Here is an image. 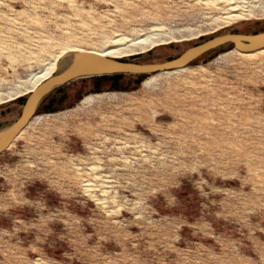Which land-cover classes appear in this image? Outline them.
<instances>
[{
  "label": "rangeland",
  "instance_id": "obj_1",
  "mask_svg": "<svg viewBox=\"0 0 264 264\" xmlns=\"http://www.w3.org/2000/svg\"><path fill=\"white\" fill-rule=\"evenodd\" d=\"M239 1L0 0V90L45 66L62 40L102 48L155 28L178 34L112 55L152 62L264 30V0ZM238 2L257 11L228 17ZM233 48L181 71L81 77L52 91L0 153V264H264V50L223 55ZM66 51L54 74L77 52ZM101 92L112 94L82 101ZM29 93L0 100V128ZM201 116L217 127L194 126ZM226 131L237 143L224 151L211 136L231 140Z\"/></svg>",
  "mask_w": 264,
  "mask_h": 264
},
{
  "label": "water",
  "instance_id": "obj_2",
  "mask_svg": "<svg viewBox=\"0 0 264 264\" xmlns=\"http://www.w3.org/2000/svg\"><path fill=\"white\" fill-rule=\"evenodd\" d=\"M231 44L240 51L251 52L264 48V30L257 32L230 31L196 43L179 55L163 60L143 62L106 55L94 50L77 51L70 63L33 89L22 108L20 116L0 128V153L8 148L36 115L45 98L58 87L81 77L133 73L150 74L180 69L190 65L207 52Z\"/></svg>",
  "mask_w": 264,
  "mask_h": 264
},
{
  "label": "bare ground",
  "instance_id": "obj_3",
  "mask_svg": "<svg viewBox=\"0 0 264 264\" xmlns=\"http://www.w3.org/2000/svg\"><path fill=\"white\" fill-rule=\"evenodd\" d=\"M215 1H218V0H215ZM223 2H225V1H223ZM229 2H230V0H228V3ZM239 4H240V6L238 4L233 5L231 7L232 10L230 8L231 11L234 10V11H237V12L228 14V17L229 16L231 17V16L234 15L235 17H233V18H236V15L239 16L240 14L241 15H243V14L244 15L245 14H248V15L251 14L252 15L253 13H255L257 11V8H255V5L253 7V6H250V4L249 5H245V4H241V3H239ZM228 6H229V4H228ZM226 7L224 9H227ZM224 11L225 12H228V10H224ZM221 15H223V17H224L226 14L225 15L224 14H221ZM226 17H227V15H226ZM226 19H228V18H226ZM228 20H230V19H228ZM225 21H227V20H225ZM156 27H158V26H156ZM183 34L184 33H181V35H183ZM69 35H71V34H69ZM108 36L110 37V35H108ZM108 36L106 35L105 37L107 38ZM118 36H120V35H118ZM176 36H178V34L175 35V33L172 32V31H167L166 29L163 30L161 28H155V29H152V30L147 31V32L144 31L143 34L140 33L139 35L134 36V37H131V38H129V36L127 37V34H123V35H121L117 39H126V38H128L127 39L128 41H124L123 40V42L125 44L124 43L122 45H114V43L113 44H105L104 47H102V48H87V47H84L83 45H80V44H77V43H72L71 40H70L71 43L70 42H67L68 41L67 39H65V40H67L65 42L62 40L61 42H63V43H61V44H63V46H62V49L60 50V52H58L52 59H50L49 61H47L46 64H45V66H43L40 70L33 71L27 78H22L21 79V82H19L17 84V88L12 89L13 90L12 92L1 91L0 90V100L2 98H5V97L17 95V93L21 92L23 89H25L26 92H31L40 83H42L44 80H46L47 78H49L50 76H52L54 74L55 70L57 69L58 65H59L60 57L62 56V54L66 51V49L68 47L71 48V49L72 48H75L77 51H80V50H94V51H98V52L104 53L106 55H114V54H116L118 52H125V51L127 52V51H135V50L145 49L147 47L153 46L156 43L162 42V41H164L166 39H170L171 37H176ZM49 39H53V38H49ZM115 39H116V37H115ZM107 41L109 42V40H107ZM45 47L47 48L48 45L45 44L44 45V48ZM261 50H264V48L258 49V50H255V51H251V52H244V51L238 50L237 48H233L232 50L226 51L223 55L227 56L230 53L236 52V53L242 54L244 56H253V55L259 54L261 52ZM186 68H188V66L183 67V68H180V69H176V71H178V70L181 71V70H184ZM154 78H155V74H153L151 77H149L147 80H145V83L150 84L154 80ZM103 94H112V92H104V93L101 92V93H95V94L94 93L93 94L90 93V94L86 95L82 99V101L85 102V103L86 102H90V101L94 100L97 96H102ZM192 112H194V111H192ZM194 113L198 114V112H194ZM44 117H45V115H37L38 120H41ZM196 121L199 123V125H198V123L196 122L197 124L194 125L196 127H200L201 125H202V127L204 125V127L206 126L208 128H211V129H213L214 127H217L216 124L213 127L207 125V123H210V119L209 118H202V116H201V118L199 119V121L198 120H196ZM30 124H31V122H30ZM24 131H25V129L20 133V135L23 134ZM208 132H209L210 135H212V133H213L212 131H208ZM227 133L229 134V138L231 140L226 139V138H223L222 139V135L221 134L217 135V139L216 138L213 139V137L211 136L212 142H215L216 144L218 143V145H220L221 150L223 148L224 151L227 150V148L229 146L236 147V143H237V139L234 136H232L233 132L226 131V134ZM208 141H210V140H208ZM223 142H226L228 147L227 146L226 147L223 146L222 145ZM90 184H91L90 182H86L85 183L86 187H88V188H90Z\"/></svg>",
  "mask_w": 264,
  "mask_h": 264
},
{
  "label": "trees",
  "instance_id": "obj_4",
  "mask_svg": "<svg viewBox=\"0 0 264 264\" xmlns=\"http://www.w3.org/2000/svg\"><path fill=\"white\" fill-rule=\"evenodd\" d=\"M126 73H114V74H104L102 76H120V75H124ZM138 75H146L145 73L142 74H138Z\"/></svg>",
  "mask_w": 264,
  "mask_h": 264
},
{
  "label": "crops",
  "instance_id": "obj_5",
  "mask_svg": "<svg viewBox=\"0 0 264 264\" xmlns=\"http://www.w3.org/2000/svg\"><path fill=\"white\" fill-rule=\"evenodd\" d=\"M88 77H102V75H95V76H88ZM88 77H83V78H88Z\"/></svg>",
  "mask_w": 264,
  "mask_h": 264
}]
</instances>
